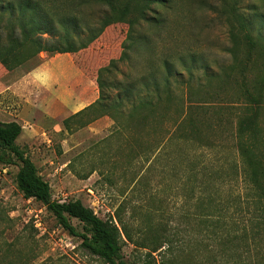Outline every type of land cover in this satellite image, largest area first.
I'll list each match as a JSON object with an SVG mask.
<instances>
[{"label": "rangeland", "instance_id": "rangeland-1", "mask_svg": "<svg viewBox=\"0 0 264 264\" xmlns=\"http://www.w3.org/2000/svg\"><path fill=\"white\" fill-rule=\"evenodd\" d=\"M186 1L190 2L188 6L184 1L178 10L166 12L164 26L153 29L144 24L139 29V37H146L150 43L136 51L133 49L129 60L119 62L110 73H104L106 87L99 106L96 104L69 118L67 125L71 133L102 116L116 121L98 138L82 136L83 145H61L62 139L44 111L21 102L19 93L28 92L25 86L15 91L5 89V84L16 82L32 70L38 63L37 58L16 64L10 72L0 63V122L17 121L23 126L17 143L50 184L54 200H81L100 218L112 219L121 228L124 225L122 255L128 262L144 260L155 248H159L152 252L157 264H213V258L220 257L215 237L209 238L204 233L206 230L200 231L199 218L206 215L199 205L200 185L206 180L201 178L198 168L189 171L191 163L199 159L203 150L185 145H152L159 138L163 117L168 114L163 107L156 114L148 113L147 125L141 133L136 121L129 117L135 103L152 96L142 82L161 78L163 64L159 58H170L181 71L180 59L190 62V57H194L202 81L193 84V92L197 98H206L216 104L211 112L196 113L202 119L206 116L200 134L213 146L204 151V162L210 169L207 173H211V176L206 174L209 181L206 183L219 185L224 197L245 193L242 175L233 181L231 168L238 159L235 121L242 110L226 106L220 109V102H233L242 96L241 79L233 67L245 62L246 48L239 40L235 54L230 52L233 47L231 28L207 8L214 0ZM99 12L97 7L88 9L83 23L94 24ZM10 15L8 10L0 9L3 45L5 18ZM127 30L128 26L123 23L111 25L87 49L69 53L81 62L83 71L95 76L92 89L99 92L98 71L121 57ZM44 54L45 58L53 56ZM250 67L246 77L249 87L264 78V50L256 55ZM205 68L215 76L213 79L205 78ZM225 71L229 77L224 76ZM186 78V72L174 77L177 81ZM174 95L182 99L185 86H176ZM102 105H107L108 109L100 108ZM261 119L264 129V110ZM33 121L46 131L45 135L36 134L26 123ZM63 123L60 121L62 127ZM262 149L264 151V145ZM18 170V166L0 164V264H105L82 248V239L64 230L42 203L24 198L16 183ZM232 210L231 207L227 209L229 213L221 218L229 221ZM72 224L78 232H84L78 220L73 219ZM169 245L173 247L172 252ZM250 248L249 254L242 249L246 257L256 258L259 253L263 254L264 236Z\"/></svg>", "mask_w": 264, "mask_h": 264}, {"label": "trees", "instance_id": "trees-1", "mask_svg": "<svg viewBox=\"0 0 264 264\" xmlns=\"http://www.w3.org/2000/svg\"><path fill=\"white\" fill-rule=\"evenodd\" d=\"M182 2L187 6L190 4L186 0H0V9L8 10L11 14L5 18V45L1 43L0 35V63L7 70H12L16 64L21 65L33 58H37L38 63L43 61L41 53H76L87 49L109 26L126 24L128 30L122 43L121 57L111 60L98 71V101L74 115L77 116L89 108H94L96 104L99 106L100 101L104 100V73H110L119 62L129 60L133 49L136 51L150 43L146 37H139V29L144 24L153 29L164 26L167 21L166 12L178 10ZM91 7L99 8L100 12L96 22L87 26L83 23V15ZM207 8L224 19L231 28L233 47L230 52L235 54L239 40L244 42L246 48L245 62H238L233 67L241 79L242 96L233 102H220V109L226 106L239 107V110H242L241 114L236 115L235 121V148L238 159L231 168L233 181H237L239 175H242L241 182L245 193L224 197L219 185L206 183V174L211 176V173H207L210 169L204 162V151L213 146L200 134L206 116L202 119L196 113L211 112L216 108V104L206 98H197L193 92V84L202 81L194 57H190V62L180 59L183 68L181 71H178L170 58H159L163 64L161 78L142 82L152 96L150 94L135 103L129 117L136 121V127L141 133L147 125L148 113L156 114L163 107L168 114L163 117L159 138L152 145H185L203 150L198 155L199 159L191 163L189 171L193 172L198 168L197 172L206 180L200 185L199 197V205L206 215L202 214L199 220L200 231L206 230V236H214L219 245L220 257L215 256L212 263L264 264V253H259L256 258L246 257V254L250 253V247L257 245L264 236V129L261 119V112L264 110V78L253 82L250 87L246 82L251 63L253 64L256 55L264 50V0H214ZM188 14L185 12V15ZM239 36H242L241 39ZM206 69L203 70L205 78L213 79L215 76ZM183 72H186V80L174 79L175 75H182ZM224 76L230 75L225 71ZM180 85L185 86V95L182 99H176L174 91L176 86ZM106 106L102 105L100 108L107 110ZM68 120L69 118L64 121V125ZM22 133L23 126L20 123L0 122V164L19 167L16 183L25 199L42 203L64 230L82 239V248L100 258L105 264H157L152 252L159 248L148 253L140 262L124 260V225L121 222L122 228L112 219L100 218L81 200H54L50 184L40 174L26 150L17 143ZM230 207L233 208V213L230 220L226 221L221 217L229 213L226 210ZM243 212L250 216L247 217ZM73 219L82 224L83 233L73 226ZM245 223L250 225H244ZM168 243L171 244V241H167ZM172 248L169 245L170 252ZM243 248L246 249L245 255Z\"/></svg>", "mask_w": 264, "mask_h": 264}, {"label": "crops", "instance_id": "crops-1", "mask_svg": "<svg viewBox=\"0 0 264 264\" xmlns=\"http://www.w3.org/2000/svg\"><path fill=\"white\" fill-rule=\"evenodd\" d=\"M40 56L45 58L44 53ZM82 69L77 57H71L68 53L48 56L16 82L5 84V89L15 91L16 88L25 86L28 92L19 93L21 102H24L25 106L44 111L47 118L53 121V129L62 139L61 145H83L82 136L97 137L104 133L106 128L112 127L115 121L109 116H102L72 133L69 132L67 124L64 127L60 124V121H65L90 107L99 98L98 90L92 89L95 76L92 77ZM5 70L12 71L6 68ZM26 123L36 134H46L35 121ZM27 132L25 134L29 133Z\"/></svg>", "mask_w": 264, "mask_h": 264}]
</instances>
